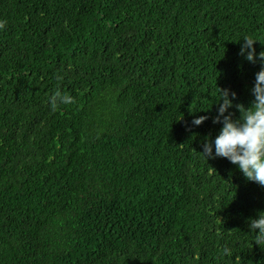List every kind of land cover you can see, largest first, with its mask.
I'll return each instance as SVG.
<instances>
[{"label":"trees","instance_id":"trees-1","mask_svg":"<svg viewBox=\"0 0 264 264\" xmlns=\"http://www.w3.org/2000/svg\"><path fill=\"white\" fill-rule=\"evenodd\" d=\"M0 19V264H264V185L199 153L219 89L233 119L255 99L264 0H0Z\"/></svg>","mask_w":264,"mask_h":264},{"label":"clouds","instance_id":"clouds-1","mask_svg":"<svg viewBox=\"0 0 264 264\" xmlns=\"http://www.w3.org/2000/svg\"><path fill=\"white\" fill-rule=\"evenodd\" d=\"M7 20L0 19V29H4ZM241 52L247 51L246 58L249 61L255 59V49L252 47L257 40L251 36H245ZM261 63L264 65V51L259 53ZM63 77L58 76L57 79ZM255 96L249 107L237 105L240 116L232 118L228 109L232 107L236 93L230 89H219V103L217 115L213 117V123H222L218 134L214 138L206 137L203 142V157H225L235 164L244 176L249 180L264 185V66L256 73L252 87ZM75 102V98L67 93L57 90L50 97V106L55 110L59 105H69ZM217 102V101H216ZM227 113V114H226ZM208 119L206 115L194 117L192 123L201 124ZM264 212L256 218L250 219L249 228L255 233V242L259 245L264 242ZM258 229V231H257ZM227 251V249H225Z\"/></svg>","mask_w":264,"mask_h":264}]
</instances>
